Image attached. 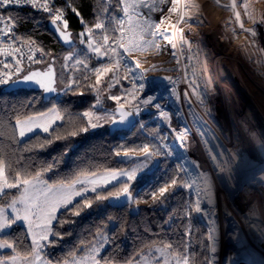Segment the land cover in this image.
Wrapping results in <instances>:
<instances>
[{
    "label": "rangeland",
    "instance_id": "obj_1",
    "mask_svg": "<svg viewBox=\"0 0 264 264\" xmlns=\"http://www.w3.org/2000/svg\"><path fill=\"white\" fill-rule=\"evenodd\" d=\"M207 2L199 4L194 0H181L182 22L185 23V26H194L195 22H200L202 25L198 24L201 27L196 26L199 27V34L195 33L196 29H194L191 35L186 34L184 36L181 34L179 36V40L180 37L184 40L183 45L190 46L192 43L194 44L191 46V52L183 48L181 43H179L181 44L179 52L175 48H172L170 52V61L168 62L170 63L173 60V65L178 66V69L188 76L185 81L188 84L183 89L182 94L171 83L161 90H148L146 88L148 94L156 97L153 104L158 103L159 108L154 107L152 104L144 105L141 103L145 92L138 90V87L133 89V75L128 72L131 62L127 58V62L121 60L119 69L116 68V60L120 57L113 56L112 52L108 50L116 48L118 53L124 55L122 48L117 47L116 41L113 42L108 39V44L102 46L104 45V35L96 36L89 29L82 32L81 40L83 44L89 49L90 53L95 55L96 59L100 60L93 67L94 71L97 68L101 70L112 68L111 72L102 75L100 82L96 83L94 92L96 101L93 104V109L84 112V114L88 113L87 116L85 115L88 119L87 133L93 134L104 126L108 127L116 117V105H123L132 110L137 118L135 125H138V129L145 133L149 139L147 142L141 143L139 148L142 149L143 146L147 145L153 157L159 158L161 161H171L177 166L179 174L183 176L184 188L191 197L192 208L207 230L209 264H264V104H262L264 103V8L263 13L261 9V5L264 6V0H246L245 4H241L239 0H236L234 6L238 11L237 14H239L238 19L237 14L234 19L232 17L225 18L226 16L219 19L221 17L219 14H217V17L212 18L209 12L205 17L204 13L211 7ZM259 7L260 9L257 12ZM170 17H173V15ZM173 18H167L170 21L169 25L174 24L172 22ZM213 19L217 20L214 22ZM235 19L242 25H248V28H250L248 34L254 43V50L259 51V53L252 54L250 50L248 51L251 47L245 42V37L240 38L239 36L236 38L229 35L237 29L234 23ZM117 25L119 39L122 34L124 36L126 33V24L121 12ZM229 27L234 31L232 32ZM198 35L205 36L207 41H212L217 37V41L213 42V46L207 42L206 46L208 48L206 47V51H202L203 48L200 47L202 38L200 36L197 38ZM237 39L239 46L236 45L235 47L232 43ZM217 42H220V45H217ZM89 43L93 47H100V53L107 52V55L94 52L89 47ZM246 47L248 49H245ZM233 48H235V51L232 50ZM196 49L202 51L203 59H199L200 67L197 66L196 54H192V51ZM213 59L218 62L222 73L226 76L227 85L231 87V90L233 87L237 91L235 100L230 101L227 97L229 94L227 92L223 94V91L215 82V74L212 69V67L215 68ZM223 65H227L233 72L235 69L236 75L238 74V78L236 75L234 76L236 83L228 76L226 67ZM204 67L207 71L205 74H203ZM160 69L166 71L167 67H160ZM199 70L200 73H198ZM192 77L195 79H191ZM240 82H244L246 87ZM109 84L112 86L109 87ZM238 85L244 89H241ZM220 86L224 87L223 84ZM113 96L121 99L119 101L113 100L111 99ZM53 109L55 108L51 107L46 112L49 116L47 121H43V123H50V128L61 121L60 118H56L57 110L54 114ZM145 109H148V112L150 110L151 114L148 119L143 120L141 115ZM161 112L167 113V117L161 116ZM173 117L179 126L173 124ZM235 117H240V119L237 118V120ZM91 124H95L96 127H91ZM149 124L154 125V132L149 133L146 131V126ZM249 130H252L254 136H252V132L249 135ZM196 131L199 134L197 137ZM17 132L19 136L18 128ZM36 132L46 133L42 128H36L33 132L27 133L25 137L19 138L21 140L25 139ZM230 133L234 136V141L230 139ZM236 133H238V138ZM246 137H250L254 141L253 147L251 141H248ZM226 144H228L229 149H227ZM191 147L195 148L194 154L197 155H192ZM246 147L249 153L245 152ZM227 150H230V152ZM125 152L142 153L140 150L119 153ZM244 160L248 164L239 167L242 166L240 162ZM140 161L142 160H135L128 168L95 174L97 177H101L111 172L131 171L133 168H137ZM145 164L151 165V161L148 159ZM142 171L141 169L138 170L137 176ZM252 171L254 174H252ZM92 178L91 174L80 177L82 180ZM134 180L129 181V183ZM186 184L191 186H185ZM79 187L77 185V188ZM84 187L91 188L93 185L85 183ZM158 192L159 189L156 192V199L160 198ZM252 194L256 196H253V202H250V200H247V196ZM244 198L245 202L242 204ZM11 199L13 198L10 197L8 201ZM156 199H153L152 195L146 200L135 198L134 205H138V207L147 206ZM257 200L260 203V208H256L258 207ZM240 203L241 206L239 207ZM2 206L4 205L0 207ZM17 206L22 207V205ZM197 206H199V211H197ZM258 209L262 211L259 212ZM17 223L23 225L32 238L27 221ZM35 230L39 231V229ZM50 235L51 233L49 237ZM107 242V235L105 233L100 234L95 243L82 256H87L92 248H95V254L98 256L107 245ZM157 249H162L165 257L161 264H165V262L183 264V259L172 258L168 249L159 246H154L146 254L141 255L137 261L130 264H155L156 257L161 255ZM88 264H91V261Z\"/></svg>",
    "mask_w": 264,
    "mask_h": 264
},
{
    "label": "trees",
    "instance_id": "obj_2",
    "mask_svg": "<svg viewBox=\"0 0 264 264\" xmlns=\"http://www.w3.org/2000/svg\"><path fill=\"white\" fill-rule=\"evenodd\" d=\"M64 11L63 18L55 22L62 29L69 30L76 44L66 49L57 40L52 30L54 19L43 12L26 7H9L0 10V15L10 19L16 27L19 38L34 42L43 54L38 67L53 61L56 69L59 93L49 101H43L40 90H3L0 86V123L4 125L3 150L13 165V173H28V178L41 173V178L49 184L59 183L75 177L103 171L128 168V164L116 161L122 151H137L149 139L135 125L129 131L109 133L102 127L93 134L88 129V119L84 115L93 109L96 101V72L93 67L100 60L89 52L81 40L82 32L89 29L96 36H107L118 40L117 21L120 14L119 0H58ZM65 22L67 27H64ZM96 24L103 25L96 28ZM83 61V63H77ZM21 72L8 82L27 71ZM71 84L69 89L67 85ZM54 107L60 115V122L48 132H36L20 139L17 128L13 139L16 121L42 114ZM150 110L142 113L141 119L150 117ZM173 124L179 126L173 117ZM146 131L154 132V125H147ZM75 132L76 135L71 133ZM142 160V159H136ZM141 162V161H140ZM139 162V163H140ZM150 164H145L142 173L129 183L137 200H146L152 190L167 186L163 197L134 212L133 205L111 207L106 201H96L95 194L89 192L91 207L80 206V215H73L63 208L58 211L57 220L51 224L48 241H42L41 256L50 264H64L72 257L79 258L95 243L97 237L105 233L107 245L98 254L101 264H130L137 261L154 246L168 249L172 258H188V264H209V242L206 227L192 208L191 197L184 188V178L171 161H161L156 169L147 173ZM140 170V169H139ZM176 179L177 184L171 185ZM112 192L118 189L108 186ZM123 187V184H120ZM21 190V189H20ZM20 190L10 189L16 196ZM102 194H107L103 188ZM13 196L3 199L8 201ZM80 198H77L79 200ZM3 205V204H0ZM71 208V205H69ZM4 240L13 244L15 251L3 250L0 258L19 253L26 255L32 240L21 224H14L9 231L0 233Z\"/></svg>",
    "mask_w": 264,
    "mask_h": 264
},
{
    "label": "snow or ice",
    "instance_id": "obj_3",
    "mask_svg": "<svg viewBox=\"0 0 264 264\" xmlns=\"http://www.w3.org/2000/svg\"><path fill=\"white\" fill-rule=\"evenodd\" d=\"M27 2H31V0H27ZM163 2V0H161ZM22 3V0H0V8L9 6V5H19ZM37 5L33 3V7ZM45 10H47V6H43ZM144 7H148L150 11L158 10V6L156 4H145ZM175 11V8L172 9ZM239 18V14H237V19ZM60 17L57 16L53 23L56 20H59ZM183 19V17H181ZM162 22V21H161ZM64 27H67V23L65 22ZM103 25L96 24V28H102ZM159 24H155L150 20L144 22V24L136 25L131 29L133 35L127 38V42L123 43L122 40L125 37L122 36L116 40L117 47L122 48L125 53L143 50L146 47L155 46L153 40H144V34L149 33L151 36H161L162 38L169 39V43H171V38L167 37L164 33L159 32ZM155 28L156 31H150ZM123 33V29L121 30ZM7 35L4 29H0V38H3ZM61 35H64L61 33ZM64 39L67 41L68 37L64 36ZM108 44V37H104V45ZM89 47L98 54L100 53V47H93L91 43H89ZM175 48V44L172 45ZM112 52L113 56H119L120 59L116 60V68L119 69L121 60L126 61V56L118 53L116 48L108 49ZM18 51V49H17ZM107 55V52L101 54ZM29 60L32 59L31 56L28 57ZM127 62V61H126ZM19 63V61H17ZM77 63H83V61H77ZM136 67H139V64H136ZM21 69L17 68L16 71L19 72ZM97 73V83L100 82V78L102 75L111 72L112 68H104L103 70L97 68L95 69ZM128 72L133 75V89H137L140 91H144L145 95L142 99L141 103L144 105L152 104L154 107L159 108L160 105L158 103L153 104L156 100L154 95L148 94L146 92V82L144 81L143 74L137 75L134 72V69L129 66ZM115 78V76H114ZM26 82H34L39 87L44 89L45 92H56V88L53 86L55 84L54 73L49 66L48 70L41 74L40 72H31L30 74H26L22 79H18L17 81H13V83H26ZM8 80H0V84H7ZM112 85L109 84V87ZM69 89H71L72 85H67ZM135 99V97H133ZM113 100L119 101L121 98L113 96L111 97ZM123 107V105H121ZM52 112L55 114L56 109H53ZM84 115H88L85 113ZM131 113L121 112V122H123L124 118ZM49 114L42 113L40 116L29 117L24 121H16L15 126L13 127V139L15 138L14 133L15 129H19V137L23 138L27 133H31L36 128H42L44 132H48L50 128V123H43V121H47ZM161 116L167 117V113L161 112ZM56 118L59 119V115L56 114ZM91 127H96L95 124H91ZM87 131V129H83ZM72 135H76L75 132L71 133ZM4 125L0 123V149H3V139H4ZM144 153V157L142 161L137 165V168H133L131 171H120V172H111L107 173L105 176L97 177L95 173H92V179H80V177H75L70 180H65L59 183L49 184L46 180L42 179L41 173H36L35 176L28 178V173L16 172L13 173V165L10 159H8L5 151L0 150V204L4 206L0 207V233L5 232L6 230L11 229V227L20 221H27L28 230L32 233V246L26 249V255L22 258L24 264H35L36 261L41 260L40 249L43 247L41 241H48L49 234L57 235V233L52 231L50 225L53 220H57L56 213L60 209H64L66 211H71L73 215H80V206L81 202H83V207H91L92 199H89L88 193H94V199L96 201H107L110 199H124L126 202H131L134 197L129 188V181L136 179L137 172L139 169L143 168L149 157L152 155L149 151V147L147 145L143 146L140 149ZM159 151V149H157ZM119 155V153H117ZM127 152H125V156H127ZM115 182V183H113ZM85 183H90L93 185L91 188L84 187ZM194 183V181H193ZM120 184H123V187H120ZM177 180L172 179L171 185H176ZM77 185L80 187L77 188ZM109 185L117 188L118 190L112 192L109 189ZM185 186L190 187V184H186ZM22 188L19 197H16L15 193H9L7 190L17 189L18 191ZM105 189L107 194H102L99 189ZM168 191V187H160L159 188V196L163 197L164 194ZM12 195L13 199L10 201H5L3 199L4 196ZM152 198L156 199V192L152 190ZM80 199L77 200L76 198ZM17 205H22V207H18ZM71 205V208H69ZM199 206H197V211H199ZM59 222V221H58ZM35 229H39L36 231ZM12 250L15 251L13 244L9 243L7 240H4L2 236H0V252L3 250ZM158 252L161 253L160 256L156 257L155 264H161V261L165 260L162 249H157ZM21 259L19 253L11 257L12 264H16V261ZM91 261V264H100V260L97 259L95 254V248H92L87 256H80L77 259L75 256L71 259V264H88ZM0 264H7V261L0 260ZM65 264H68V261H65ZM107 264V262H106ZM165 264H170V262H165ZM179 264V262H178ZM183 264H188V258H183Z\"/></svg>",
    "mask_w": 264,
    "mask_h": 264
},
{
    "label": "built area",
    "instance_id": "obj_4",
    "mask_svg": "<svg viewBox=\"0 0 264 264\" xmlns=\"http://www.w3.org/2000/svg\"><path fill=\"white\" fill-rule=\"evenodd\" d=\"M194 1L198 2V0H194ZM205 1L209 2V5L211 6L210 8H219L223 10L221 18L223 16H226L225 18L232 17L234 19L235 15L238 13V11H236L234 6L236 5L235 2L236 0H205ZM239 1L241 2V4L243 3L245 4L246 2V0H239ZM178 2L179 0H163V2H161V0H119L120 12L123 15L126 24V33L124 35L125 39L122 40L123 43H126L127 38L133 35L131 31L133 27H135L138 24L142 26L144 22L147 20H150L155 24H159L160 26L159 32L164 33L167 37L171 38V43H169V39L162 38L159 35L153 37L149 33H145L144 40H153L155 46L146 47L143 50H136L128 53H125L124 50L122 49L126 58L131 62L130 65L134 69V72L137 75L143 74L144 81L146 82V88H148V90L163 89L160 87L159 84H152L149 81V76L158 73H167L166 71L164 72V70L155 67L153 62L155 60H158V58L165 59L166 57H168L170 55V52L172 51L173 48L172 45L173 44L176 45L179 39L178 34H176L175 32V28H174L175 25L174 24L169 25L170 21H168L166 18L167 13L169 14L170 12L171 15H174L176 13V9L179 7V3H180ZM33 3L36 4L37 6L33 7ZM145 4L148 5L156 4L158 6V10L150 11L148 7H144ZM199 4H203V3L199 2ZM258 4L261 5L260 2H258ZM44 5L47 6V10H45V8L43 7ZM168 5L169 7H171V9H169ZM9 7H26L33 11L46 13L50 16V18L54 20L57 16H59L60 17L59 20H61L64 15V11L62 7L58 5V0H31V2H27V0H22V3L19 5H9L0 8V10ZM173 8H175V12L171 11ZM262 8H264L263 5H261V9ZM259 9L260 7L258 8L257 12L259 11ZM204 14L206 17L208 15V10ZM234 21L238 31L237 29H235V31L233 30L235 32L234 33L232 31V28L230 29L229 27V29L233 32V33H229V35H233V37L239 35L241 37L244 34L245 42L248 43V45L251 47L252 50H254V43L252 42V39L248 34L250 28H248L247 25H242L237 19H235ZM237 23L240 24L241 26L240 31ZM198 24L201 23L195 22L194 25H198ZM0 29H4V31L7 33L5 37L0 38V80H9L10 78L17 76L22 69L33 68L41 63V61L43 60V54L39 49V47L32 41H26L22 38H19L16 33V27L10 21V19L0 15ZM241 29L243 32L241 31ZM150 31H156V29L153 28ZM199 36L202 38L200 47L203 48L204 51H206L205 49L207 47L206 46L207 42L209 45L212 46L214 45L212 41L209 40L207 41L205 36H201V35ZM180 40H181V44L183 45L184 42L183 38L180 37ZM192 45L194 44L192 43L190 46L183 45L182 47L190 51ZM202 51H198L197 49L195 51H192V54H196L195 58L198 67H200L199 59L201 60L203 59V56L201 54ZM29 56L32 57L31 60L28 59ZM17 61H19V63H17ZM137 63L139 64L138 68L136 67ZM144 63L146 64L151 63V64L149 67L145 68ZM17 68H20L21 70L17 72L16 71ZM171 82L173 81L166 82L165 87L167 84ZM2 85L4 84H0V86Z\"/></svg>",
    "mask_w": 264,
    "mask_h": 264
},
{
    "label": "water",
    "instance_id": "obj_5",
    "mask_svg": "<svg viewBox=\"0 0 264 264\" xmlns=\"http://www.w3.org/2000/svg\"><path fill=\"white\" fill-rule=\"evenodd\" d=\"M51 28H52L53 32L55 33V36H56L58 42L64 48L69 49L76 44V40L73 38V36L69 30L62 29L58 25V23H56V22L53 23V26ZM61 33H63L64 35H61ZM64 36L68 37L67 41L64 39ZM49 66H51L53 73H54L55 84L53 86L56 88V92H51V93L45 92L44 89L39 87L34 82L15 83V84L13 83V81H17L18 79H22L24 75L30 74L31 72H40L41 74H43L48 70ZM175 79H176L175 75H172L171 73H158V74H154V75L149 76V81L152 84H159L160 87L163 89L165 88L166 82L174 81ZM16 89L40 90L42 93V99L45 102L56 97L59 93V89L57 86L56 69H55V65H54L53 61H50L48 64H46L43 67H35V68H31V69L25 71L20 76L10 80L3 87V90H5V91H11V90H16ZM121 112L131 113V115L126 116L124 118L123 122H121V116H120ZM147 112H148V109H145L142 111V113H147ZM115 113H116V117L110 122V124L108 126L109 133L114 134V133L120 132V131H129L135 126L137 119H136L135 113L132 110H130L124 106L121 107V105H116ZM127 154L128 155L125 156V153H119V155H116V161L122 162L124 164H128L133 160L143 159V157H144L143 152L142 153L129 152ZM149 160L151 161V165H150L149 169L147 170V173L153 172L159 164V159L156 157H153L152 155L149 157ZM129 188H130V191L132 192V186L131 185L129 186ZM106 203L111 207H122V206H126V205H133L134 202H133V200L131 202H126L124 199H118V200L117 199H110V200H107ZM133 210H134V212H137L139 210L138 205H133Z\"/></svg>",
    "mask_w": 264,
    "mask_h": 264
},
{
    "label": "bare ground",
    "instance_id": "obj_6",
    "mask_svg": "<svg viewBox=\"0 0 264 264\" xmlns=\"http://www.w3.org/2000/svg\"><path fill=\"white\" fill-rule=\"evenodd\" d=\"M179 2H180V5H179V9H177V11H176V13L173 15V17L175 18H173V17H170L171 16V14H170V12H169V14L167 13V15H166V17L167 18H173L172 19V22H174V28H175V32H176V34H178V36H180L181 34H183L184 36L186 35V34H188V35H191L193 32H194V29H196V31H195V33H198L199 34V27H201V26H199V27H196L197 25H194V26H185V23H183L182 22V19H181V17H183V10H182V7H181V0H179ZM198 2H200V3H203V0H198ZM204 2H205V0H204ZM208 3V2H207ZM168 7H169V5H168ZM210 7V6H209ZM169 9H171V7H169ZM182 10V11H181ZM262 10H263V8H262ZM172 11V10H171ZM175 12V11H174ZM208 12H209V15H212V18H215V17H217V14H219L220 16L222 15V13H223V10L222 9H219V8H209V10H208ZM172 13V12H171ZM218 15V16H219ZM221 18V17H220ZM210 20V19H209ZM214 20V19H213ZM217 20V19H216ZM216 20H214V22L216 21ZM166 21V20H165ZM219 22V21H218ZM212 24V23H211ZM217 24V23H216ZM215 24V25H216ZM238 24V23H237ZM209 25V24H208ZM207 25V26H208ZM218 25V24H217ZM211 26V25H210ZM238 26H239V30H240V24H238ZM248 26V25H247ZM193 31V32H192ZM241 31H242V29H241ZM207 32V31H206ZM211 32V31H210ZM243 32V31H242ZM194 33V34H195ZM208 34V33H207ZM220 34V33H219ZM226 34V33H225ZM197 35V34H196ZM220 36V35H219ZM198 37H199V35H198ZM197 37V38H198ZM236 37H239V35H236ZM242 37H245L244 36V34H243V36H241L240 38H242ZM197 40V39H196ZM202 40V39H201ZM217 41V37H215L213 40H212V43L214 42H216ZM179 43H181L180 42V40L178 39V41H177V43H176V45H175V49H176V51H178L179 52V49H180V45L181 44H179ZM220 45V42H217V45ZM232 44H234V46L236 47V45H237V47L239 46V43H238V39L237 40H235V42L234 43H232ZM248 44V43H247ZM199 46V45H198ZM244 46V45H243ZM247 46V45H246ZM231 48V47H230ZM238 49V48H237ZM246 49H248L247 47H246ZM263 49V48H262ZM203 50V49H202ZM229 50V49H228ZM233 51H235V48H233L232 49ZM231 50V51H232ZM250 50V52L252 53V54H256L257 52L259 53V51H256V50H252L251 48H249L248 49V51ZM214 51H215V47H214ZM208 52V51H207ZM227 52V51H226ZM206 54V53H205ZM213 54V53H212ZM236 55V54H235ZM261 55V54H260ZM211 56V55H210ZM209 56V57H210ZM214 56V55H213ZM172 57V56H171ZM220 57V56H219ZM173 58V57H172ZM216 58H217V56H216ZM170 59V55H169V58H165V59H163V58H158V60H155L154 62H153V64L155 65V67H157L158 69H160V67H164V68H166L167 67V69H166V72L167 73H171L172 75H175V77H176V79L173 81V83L171 82V84H173L174 86H175V88L176 89H179L178 91L182 94V91H183V89L184 88H186L187 87V82H185L186 80H187V78H188V76L185 74L184 75V72H182V71H180V69H178L179 67L177 66V67H175L174 65H173V63H172V61L169 63L168 61H170L169 60ZM178 59V58H177ZM207 59V58H206ZM215 59V58H214ZM213 59V60H214ZM229 59V58H228ZM233 59V58H232ZM218 60V59H217ZM220 60V59H219ZM208 61V60H207ZM215 61V60H214ZM205 62V61H204ZM210 62V61H209ZM165 63H168V64H170V65H168V64H165ZM206 63V62H205ZM145 64V68H147V67H149L150 66V64L151 63H149V64H146V63H144ZM165 64V65H164ZM185 64V63H184ZM210 64V63H209ZM214 64V66H215V68L214 67H212V69H213V71H214V74H215V79H216V81L215 82H217V84H218V87L223 91V94H224V92L226 93H228L229 95L227 96L229 99H230V101H232L233 99L235 100L236 99V95H237V91L232 87V90L230 89L231 87L229 86V85H227V79H226V76L222 73V71H221V69H220V66L218 65V62H216L215 61V63H213ZM220 64V63H219ZM179 65V64H178ZM205 66V65H204ZM222 66V65H221ZM224 67H226L225 69L227 70V72H228V76L229 77H231L232 78V80L235 82V80H234V76L236 75V71H235V69H234V72H233V70H231V68H228L227 67V65H223ZM175 67V68H174ZM209 67V66H208ZM211 67V66H210ZM229 70H228V69ZM234 68V67H233ZM176 69V70H175ZM161 70H163V69H161ZM179 70V71H178ZM223 70V69H222ZM148 71V70H147ZM164 72H165V70H164ZM205 72H207L206 71V67H204L203 68V74H205ZM236 72V73H235ZM198 73H200V70H199V72ZM234 74V75H233ZM238 75V74H237ZM236 75V76H237ZM190 76V75H189ZM190 78V77H189ZM236 78V77H235ZM237 78H238V76H237ZM191 79H195L194 77H192ZM213 79V78H212ZM201 81V80H200ZM243 81V80H242ZM212 83V82H211ZM236 83V82H235ZM240 83H242L243 84V86H245V84H244V82H240ZM240 83H238V84H240ZM261 83V82H260ZM216 84V83H215ZM224 85V87L222 88V86H220V85ZM241 84V85H242ZM263 85H264V83H263ZM186 86V87H185ZM238 86H240V85H238ZM246 87V86H245ZM218 88V89H219ZM240 88L241 89H244V88H242V86H240ZM221 90H220V92H221ZM225 96V95H224ZM233 103H235V102H233ZM262 104H264V103H262ZM232 105V104H231ZM209 109V108H208ZM235 116V115H234ZM237 118H239L240 119V117H237ZM236 117H235V119H237ZM238 120V119H237ZM245 120V119H244ZM193 126V125H192ZM192 126H191V128H192ZM245 126V125H244ZM194 127V126H193ZM241 127V126H240ZM222 129V128H221ZM247 129V128H246ZM235 130H236V128H235ZM252 132V130H249V135H251L252 134V136H254L253 135V132ZM221 133V132H220ZM241 133V132H240ZM251 133V134H250ZM194 134V133H193ZM238 133H236V136H237V138H238V135H237ZM230 135H231V133H230ZM197 136H199V134L197 133V131H196V137ZM230 139L232 140L233 139V141H234V136L233 135H231L230 136ZM246 139H248V141L250 140L251 141V143H252V147H253V140H251V138L250 137H246ZM192 140V139H191ZM226 146L228 147V144H226ZM257 146V145H256ZM227 149H229V147L227 148ZM190 150H192V155H197V154H194L195 153V148L194 147H191V149ZM245 152H248L249 153V150H248V148L246 147L245 148ZM228 152H230V150H227ZM251 151V150H250ZM254 151V150H253ZM260 153V152H259ZM261 154V153H260ZM230 155V154H229ZM259 156V155H258ZM262 158V157H261ZM206 159V158H205ZM258 159V158H257ZM195 160V159H194ZM258 163V162H257ZM248 163L246 162V160H244V161H242V162H240V165H242V166H239V167H244V166H246ZM256 164V163H255ZM213 174H215V173H213ZM252 174H254V172L252 171ZM250 177V176H249ZM249 189V188H248ZM253 192V191H252ZM253 196H256V195H254V194H252V195H248L247 196V200H250V202H253L252 201V199H253ZM258 196H259V194H258ZM261 198V197H260ZM256 201V200H255ZM243 202H245V198L243 199V201L241 202L242 204H243ZM257 202H258V200H257ZM263 202V201H262ZM241 203H240V205H239V207L241 206ZM252 204V203H251ZM257 206L258 207H256V208H260V203L258 202L257 203ZM259 210V212H260V210L261 209H258ZM262 211V210H261ZM221 225L223 226V222L221 221ZM223 262V261H222ZM222 264V263H221Z\"/></svg>",
    "mask_w": 264,
    "mask_h": 264
},
{
    "label": "crops",
    "instance_id": "obj_7",
    "mask_svg": "<svg viewBox=\"0 0 264 264\" xmlns=\"http://www.w3.org/2000/svg\"><path fill=\"white\" fill-rule=\"evenodd\" d=\"M48 111V110H47ZM46 111V112H47ZM46 112H44V113H46ZM40 115V114H39ZM22 191V188H21V190H20V192ZM19 195H20V193L16 196L17 198L19 197ZM1 206V205H0ZM31 238V237H30ZM31 240H32V238H31ZM14 256V255H13ZM40 256H41V254H40ZM11 257L12 256H10V257H7V258H0V260H5V261H7V264H12V261L10 260L11 259ZM23 257H21V259H18L17 261H16V264H24V261H23V259H22ZM71 262V261H70ZM68 263V264H71V263ZM35 264H50V263H48L42 256H41V260L40 261H36L35 262ZM65 264V263H64ZM101 264V263H100Z\"/></svg>",
    "mask_w": 264,
    "mask_h": 264
}]
</instances>
